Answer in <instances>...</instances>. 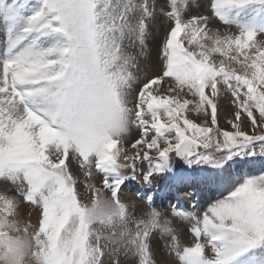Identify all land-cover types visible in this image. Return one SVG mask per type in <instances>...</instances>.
Returning a JSON list of instances; mask_svg holds the SVG:
<instances>
[{
  "label": "snow or ice",
  "instance_id": "snow-or-ice-1",
  "mask_svg": "<svg viewBox=\"0 0 264 264\" xmlns=\"http://www.w3.org/2000/svg\"><path fill=\"white\" fill-rule=\"evenodd\" d=\"M204 7L185 18L189 0H0V181L12 186L0 264H156L157 239L176 264H264V0ZM158 15L171 22L160 74L142 80L125 41L143 54ZM70 161L102 186L81 193ZM132 182L147 209L122 200ZM177 185L211 202L173 204Z\"/></svg>",
  "mask_w": 264,
  "mask_h": 264
},
{
  "label": "rangeland",
  "instance_id": "rangeland-1",
  "mask_svg": "<svg viewBox=\"0 0 264 264\" xmlns=\"http://www.w3.org/2000/svg\"><path fill=\"white\" fill-rule=\"evenodd\" d=\"M158 3H164V0H158ZM207 3V0H189V8L185 14V18H189L192 15L197 14H204L209 15L210 13L206 11L205 4ZM196 5H199L198 7ZM170 21L163 19L159 15L157 16V19L151 24L149 35L146 38V49L144 50L143 54L140 53L139 45H135L133 47H128V41H125V48L126 51L131 52L133 55H137L138 59V69H133V72L141 77L142 80L151 78L153 76L160 74V46L163 44L164 39L167 35V31L170 27ZM213 23H218L216 21H213ZM223 30V29H222ZM5 40V36L3 34V25L0 24V47H3V43ZM167 83V78L164 82H162L161 87L163 88ZM134 88L139 87V84H134ZM234 111V107L231 103V97L229 94H224L219 99V125L224 128H230V126L227 124L226 120L231 117L232 112ZM193 119H196L197 122H200L202 117L197 116L196 114H191ZM139 132L138 130H133L131 133V139L138 138ZM131 139L129 140V144L131 143ZM69 166L71 170L76 175L79 183H78V189L81 193L90 195L87 193V189L85 188V182L94 183L97 187H101V177L96 174L95 169H93V176L91 180H88L84 175L83 172L79 171L78 165L75 162H69ZM12 186L8 184L7 182L0 181V192H3ZM129 187V186H128ZM125 188L122 195V200L125 203H131L133 201L138 202L140 205H142L145 209H147V206H145L144 203L139 202L137 199L134 198V196L131 195L130 189ZM13 194V193H9ZM198 198V196L196 197ZM170 199H173L170 197ZM175 200V199H173ZM195 202L193 198H191L188 202ZM192 203H188V206L183 205V203H180V205L189 210H194L192 207ZM166 204V203H164ZM190 204V206H189ZM195 204V203H194ZM169 205V204H167ZM208 205V204H207ZM201 207L200 205H197L199 207V210L202 212L206 207ZM158 211H164L166 210L169 214L171 213V208L165 205H159L155 206ZM28 206L26 204H21L20 207V213L21 218L24 220L28 219ZM32 222H36V214L32 213L31 216ZM189 226L184 223H180L179 226V235L181 243L183 244H190L193 241V238L188 231ZM152 248L154 252V259L156 261V264H176V261L174 257H171L167 251L164 249V241L162 240H153L152 241ZM121 260V264H124V258L123 256L119 257ZM104 264H110V258L108 257L107 253L105 255V261Z\"/></svg>",
  "mask_w": 264,
  "mask_h": 264
},
{
  "label": "bare ground",
  "instance_id": "bare-ground-1",
  "mask_svg": "<svg viewBox=\"0 0 264 264\" xmlns=\"http://www.w3.org/2000/svg\"><path fill=\"white\" fill-rule=\"evenodd\" d=\"M186 193V192H185ZM123 194V193H122Z\"/></svg>",
  "mask_w": 264,
  "mask_h": 264
}]
</instances>
